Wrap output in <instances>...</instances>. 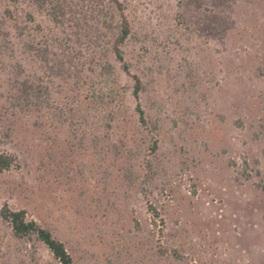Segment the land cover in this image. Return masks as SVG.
<instances>
[{"label":"rangeland","instance_id":"obj_1","mask_svg":"<svg viewBox=\"0 0 264 264\" xmlns=\"http://www.w3.org/2000/svg\"><path fill=\"white\" fill-rule=\"evenodd\" d=\"M123 2L131 25L124 54L145 82L140 100L149 119L139 125L132 79L115 63L127 142L146 138L135 185L114 180L111 164L102 181L93 148L88 141L82 148L66 124L33 134L32 150L21 152L16 136L5 135L12 116L0 107V150L20 160L0 172V207H25L50 226L72 264H264V188L254 184L264 183V139L254 135L264 122V0ZM36 20L51 24L44 15ZM58 90L55 103H92L85 90ZM244 158L249 179L238 172ZM0 264L60 263L42 243L13 237L0 219Z\"/></svg>","mask_w":264,"mask_h":264},{"label":"trees","instance_id":"obj_2","mask_svg":"<svg viewBox=\"0 0 264 264\" xmlns=\"http://www.w3.org/2000/svg\"><path fill=\"white\" fill-rule=\"evenodd\" d=\"M36 14L44 15L51 23L47 29L36 20ZM57 29L62 31V36ZM130 34L131 25L123 0H2L0 98L3 102L0 107L2 113L12 116L7 120L5 135L16 136V148L21 152L25 148L32 150L33 134L46 137L66 124L67 134L78 137L82 148L88 145L93 148L102 181L112 173L108 165L111 164L118 173L117 176L113 173L114 180L135 185V164L146 138L141 137L133 145L127 142L128 118L123 115L115 63L132 79L130 95L139 125H148L149 119L140 100L145 82L138 72L131 70L124 54L123 46ZM54 88L75 93L85 90L92 103H55ZM90 121L94 126L87 130ZM148 130L151 132L149 147L154 153L156 124L150 125ZM254 135L264 139V122L257 124ZM54 136V145L60 149L63 142ZM19 161L17 153L0 150V172L19 167ZM228 163L235 165L236 161L229 158ZM145 164L151 168L150 158ZM238 172L246 179L252 177L245 158ZM151 174L146 173V176L151 177ZM254 184L264 188L261 180ZM151 209L152 215L157 216L156 208ZM0 219L16 239L38 241L60 264L73 263L65 242L50 226L28 216L27 208L11 207L3 202Z\"/></svg>","mask_w":264,"mask_h":264}]
</instances>
